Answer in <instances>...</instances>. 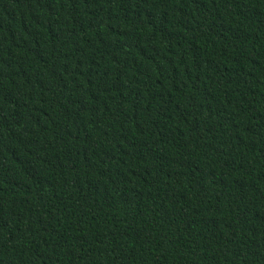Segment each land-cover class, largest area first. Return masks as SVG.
Wrapping results in <instances>:
<instances>
[{
    "label": "trees",
    "instance_id": "trees-1",
    "mask_svg": "<svg viewBox=\"0 0 264 264\" xmlns=\"http://www.w3.org/2000/svg\"><path fill=\"white\" fill-rule=\"evenodd\" d=\"M0 264H264V0H0Z\"/></svg>",
    "mask_w": 264,
    "mask_h": 264
}]
</instances>
